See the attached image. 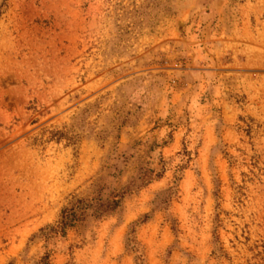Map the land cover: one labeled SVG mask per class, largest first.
I'll return each instance as SVG.
<instances>
[{"label":"rangeland","instance_id":"obj_1","mask_svg":"<svg viewBox=\"0 0 264 264\" xmlns=\"http://www.w3.org/2000/svg\"><path fill=\"white\" fill-rule=\"evenodd\" d=\"M0 264H264V0H0Z\"/></svg>","mask_w":264,"mask_h":264},{"label":"trees","instance_id":"obj_2","mask_svg":"<svg viewBox=\"0 0 264 264\" xmlns=\"http://www.w3.org/2000/svg\"><path fill=\"white\" fill-rule=\"evenodd\" d=\"M119 200L116 197L104 199L99 193L94 196H72L71 200L61 208L55 224L48 227L45 235L63 234L67 228L74 227L84 222L89 216L100 217L105 213L116 209Z\"/></svg>","mask_w":264,"mask_h":264}]
</instances>
